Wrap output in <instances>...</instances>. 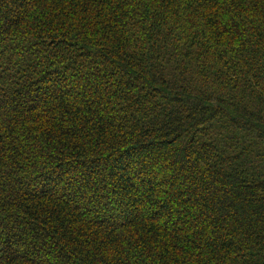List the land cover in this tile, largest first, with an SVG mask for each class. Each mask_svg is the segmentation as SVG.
I'll list each match as a JSON object with an SVG mask.
<instances>
[{"label":"trees","instance_id":"1","mask_svg":"<svg viewBox=\"0 0 264 264\" xmlns=\"http://www.w3.org/2000/svg\"><path fill=\"white\" fill-rule=\"evenodd\" d=\"M0 264H264V0H0Z\"/></svg>","mask_w":264,"mask_h":264}]
</instances>
